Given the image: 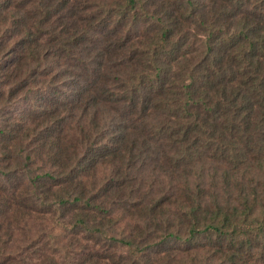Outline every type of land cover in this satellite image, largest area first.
Wrapping results in <instances>:
<instances>
[{
    "label": "trees",
    "instance_id": "trees-1",
    "mask_svg": "<svg viewBox=\"0 0 264 264\" xmlns=\"http://www.w3.org/2000/svg\"><path fill=\"white\" fill-rule=\"evenodd\" d=\"M151 164L158 185L143 182ZM175 194L185 234L169 222L144 238ZM137 195L155 220L120 238ZM5 223L0 264H105L107 238L148 260L207 240L221 264H264V0H0Z\"/></svg>",
    "mask_w": 264,
    "mask_h": 264
},
{
    "label": "rangeland",
    "instance_id": "rangeland-1",
    "mask_svg": "<svg viewBox=\"0 0 264 264\" xmlns=\"http://www.w3.org/2000/svg\"><path fill=\"white\" fill-rule=\"evenodd\" d=\"M14 107L15 106H13L11 109H14ZM204 158L206 159L201 161V164H203L205 161L207 167L210 168V164L211 163L213 164L214 162L212 160V156L209 153L205 155ZM166 166L169 169V172H167V175L169 176L168 183L174 182V184L175 183L177 184V181H176L177 171H174V167L170 163H167ZM163 171L165 170L161 169L160 167L156 169L154 164L148 165L144 171L145 176L143 178V182L145 184H148L152 180L151 183L158 185V178H160V176L161 178L164 177V173H161ZM100 173H102V169ZM165 181H167L166 178H165ZM176 199H177L176 194L171 196L170 205L173 207L174 212L169 214L167 217H163V216L159 217V221L155 222L154 225L152 226H148L147 223L143 224V228L145 229V231H143L144 238L148 236H155V240L159 241L161 236L165 235L166 227L168 226L169 222L175 223L174 224L175 227L176 228L179 227L180 230L183 231L185 234L186 230L188 229L189 223H190L189 217L185 216L184 211L181 210L180 206H176V204L173 203L175 202ZM132 201L134 202L139 201V203H134V205H136V207L133 206L134 211L127 212L125 214V218H123V220L120 223H118L117 227L113 229L114 230L113 232H116L120 238L121 236H124V232L127 233L126 231L132 233V231L135 230L136 233H139V226L143 222L147 221L148 219H149V222L150 220H155V218L151 217V215L149 217L146 215L142 217L143 213H141L139 209V205H143L147 201L143 195L141 196L137 195L136 197L133 198ZM135 212L137 214H135ZM139 214H142V215H139ZM35 219L36 220L29 221L33 225L32 231L34 232V234H37V233L43 234L44 232L42 229L45 228V225L48 226L46 218L43 221L39 217H36ZM6 224L7 223L1 225L0 227L1 231L2 230L4 231L6 229L7 227ZM14 232H15V236L19 237V240H21V237L24 234L22 232V229L20 228L19 231L15 229ZM55 232L58 233L59 239L56 240V242L54 243V245H52V247H57V248L59 247L58 249H56L55 253L60 259H63L66 257L67 254L68 255L72 254V248L70 247L68 248L67 246L69 237H67L65 233H63L59 228H56ZM203 235L204 234H202L201 236ZM46 236H47V232H46ZM46 236L43 235V238L45 240H47V237H48ZM42 242L44 243L43 240ZM151 242H153V240L149 241L147 245L149 246ZM178 242H179L178 246L181 248L183 247V249H187L188 246H190L188 243H182V242L180 243V241ZM196 243L198 244V246H200L199 249H191L190 254L185 253V254H181V256H178L179 247L176 249V251L168 249L166 251H159V252H156L158 245H156L155 247H151L150 250L148 247L146 250H148L147 254L151 255L150 260L145 258L146 255L144 254V250H142L141 252H136L137 248L130 247L127 243H125V245H123V243L113 244L112 239L110 238L105 239L99 245L97 244L95 251L98 254L102 255V257H105L104 258V260H106L105 264H108V263L109 264H181V262L186 260V258L189 259L187 261H191L194 264H198V262H203L205 258L210 259V261L212 262L211 264H221L222 263V258L220 259L221 252L220 251L218 252L217 248L210 247L207 240L206 241L202 240Z\"/></svg>",
    "mask_w": 264,
    "mask_h": 264
}]
</instances>
